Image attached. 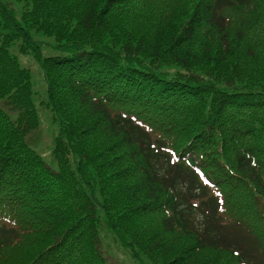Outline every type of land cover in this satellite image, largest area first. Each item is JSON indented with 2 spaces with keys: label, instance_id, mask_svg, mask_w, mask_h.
<instances>
[{
  "label": "trees",
  "instance_id": "1",
  "mask_svg": "<svg viewBox=\"0 0 264 264\" xmlns=\"http://www.w3.org/2000/svg\"><path fill=\"white\" fill-rule=\"evenodd\" d=\"M103 226L138 264H264V0H0V264H111Z\"/></svg>",
  "mask_w": 264,
  "mask_h": 264
},
{
  "label": "rangeland",
  "instance_id": "2",
  "mask_svg": "<svg viewBox=\"0 0 264 264\" xmlns=\"http://www.w3.org/2000/svg\"><path fill=\"white\" fill-rule=\"evenodd\" d=\"M34 38L40 42L43 54L53 53L50 44H43L52 43L50 37L35 34ZM10 52L16 57L22 67L30 71L32 87L36 92L35 101L37 103L36 108L39 124L36 130L26 136V140L48 165L55 168L56 161L53 157L52 149L57 132V124L53 119V113L50 107L47 105L46 84L41 69L32 54L20 53L14 47L10 49ZM99 239L100 249L108 257L111 264H138V261H134L129 252L120 245L113 232L106 226L101 227Z\"/></svg>",
  "mask_w": 264,
  "mask_h": 264
}]
</instances>
